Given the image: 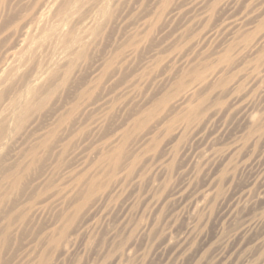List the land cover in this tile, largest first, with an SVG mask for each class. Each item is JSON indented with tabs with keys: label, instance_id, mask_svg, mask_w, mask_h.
Listing matches in <instances>:
<instances>
[{
	"label": "rangeland",
	"instance_id": "1",
	"mask_svg": "<svg viewBox=\"0 0 264 264\" xmlns=\"http://www.w3.org/2000/svg\"><path fill=\"white\" fill-rule=\"evenodd\" d=\"M263 33L264 0H0V264H264Z\"/></svg>",
	"mask_w": 264,
	"mask_h": 264
},
{
	"label": "bare ground",
	"instance_id": "2",
	"mask_svg": "<svg viewBox=\"0 0 264 264\" xmlns=\"http://www.w3.org/2000/svg\"><path fill=\"white\" fill-rule=\"evenodd\" d=\"M44 15V14H43ZM44 17V16H43ZM41 18V17H40ZM42 19H44V21H46L45 20V18H42ZM40 21H41V19H39ZM40 21H38V22H40ZM44 21H41V22H43L44 23ZM233 21V20H232ZM233 24V23H232ZM263 31V30H262ZM27 32V31H26ZM29 32V31H28ZM28 35V34H27ZM27 37V36H26ZM26 37H23V38H26ZM260 39L261 40H264V33L261 35V37H260ZM26 40V39H25ZM259 42V41H258ZM24 43V42H23ZM23 45V44H22ZM15 56V53L13 54V55H11L10 54V56H9V58H11V57H14ZM18 56V55H17ZM16 57V56H15ZM13 59V58H12ZM218 73V72H217ZM193 75V74H192ZM1 76V75H0ZM194 76V75H193ZM195 76H197V75H195ZM1 78V77H0ZM201 78V77H200ZM218 78V77H217ZM196 79V78H195ZM205 79V78H204ZM198 80V79H197ZM201 80V79H200ZM200 80H198V81H200ZM182 81V80H181ZM184 81V80H183ZM182 83V82H181ZM185 85V84H184ZM197 86V85H196ZM191 87V86H190ZM184 88V87H183ZM189 88V87H188ZM191 88H193V87H191ZM191 90V89H190ZM184 93V92H183ZM192 93V92H191ZM189 94V93H188ZM179 95H181V94H179ZM184 95V94H183ZM184 96H186V95H184ZM180 97V96H179ZM187 98V97H186ZM186 102H187V100H186ZM26 109V108H25ZM156 125V124H155ZM45 136H47V135H45ZM145 136V135H144ZM2 139H3V133L0 131V142L2 141ZM37 140H39V139H37ZM1 144V143H0ZM205 153V152H204ZM28 154V153H27ZM29 156V155H28ZM203 159V158H202ZM117 164H118V162H117ZM122 166H124V165H122ZM119 168V167H118ZM122 171V170H121ZM6 178L8 179V178H10V176H6ZM204 196V195H203Z\"/></svg>",
	"mask_w": 264,
	"mask_h": 264
}]
</instances>
